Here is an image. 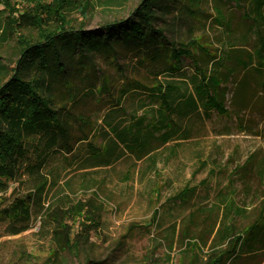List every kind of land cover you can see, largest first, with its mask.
I'll use <instances>...</instances> for the list:
<instances>
[{"label": "trees", "instance_id": "1", "mask_svg": "<svg viewBox=\"0 0 264 264\" xmlns=\"http://www.w3.org/2000/svg\"><path fill=\"white\" fill-rule=\"evenodd\" d=\"M214 1L222 11L239 12L244 28L228 34L237 35V43L228 39L212 56L198 52L196 40L181 43L169 35L194 18L187 0H142L131 17L95 30L75 25L69 15L78 10L87 16L96 3L120 5V0H35L23 11L12 0H0V41L13 37L17 56L10 71L0 62V198L10 182L27 184V192L7 207L0 200V219L23 222L42 212L43 201L58 186L62 172L76 163L83 170L97 169L130 156L154 167L162 146L170 141L179 146L193 137L192 120L202 109L226 111L217 90L228 76L226 67L234 72L230 76L255 74L264 89V0ZM167 15L173 23L164 21ZM160 19L165 26L156 25ZM226 28L232 30L230 25ZM120 56L130 58L131 64L124 68ZM98 57H109L106 62L117 66V75L102 70ZM213 77L220 82L215 84ZM58 156L67 165L47 170ZM247 165H255L264 185V156L247 158ZM206 183V179L198 185L188 183L170 200L185 202ZM218 196L213 206L223 216L218 227H211L207 264L263 261L264 200L257 218L236 230L230 216L244 211L236 205L235 192L229 187ZM92 215L84 217L96 223ZM193 224L192 219L187 227ZM194 242L189 243L193 250L199 246ZM224 244L226 249L215 251Z\"/></svg>", "mask_w": 264, "mask_h": 264}, {"label": "rangeland", "instance_id": "2", "mask_svg": "<svg viewBox=\"0 0 264 264\" xmlns=\"http://www.w3.org/2000/svg\"><path fill=\"white\" fill-rule=\"evenodd\" d=\"M12 1L23 11L35 0ZM120 1V5L109 6L96 3L87 16L75 10L69 17L75 25L95 30L107 22L131 17L142 0ZM186 3L195 10L194 18H189L186 26L180 23L176 32H169L172 39L181 43L196 40L197 51L212 56L228 39L237 43V35L233 38L228 34L243 30L239 12L231 8L222 11L214 0ZM163 18L174 22L171 15ZM160 21L156 25L165 26ZM227 25L232 27L229 32ZM242 46L250 50L246 45L237 48ZM16 58L14 38L0 41V62L6 71L11 70ZM106 59L109 57H98L97 64L109 76H116L117 66L107 64ZM129 60L121 57L119 63L125 68L131 64ZM187 70L195 75L190 66ZM230 73L234 72L226 67L228 76L217 88L226 111L202 109L192 120L193 137L179 142V146L176 141L162 146L154 167L150 168V161H135L130 156L97 169L83 170L76 163L62 172L58 186L43 201L42 212H34L23 222L0 219V264H207L212 251L211 227H218L223 216L222 210L213 206L218 193L229 187L235 192L236 205L244 211L243 215L230 216L229 223L236 230L257 218L264 200V185L255 165L244 166L247 158L260 160L264 156V89L249 71L235 76ZM212 80L220 82L217 77ZM66 165L63 156H58L47 170ZM205 179L206 185L185 202L170 200L186 184L198 185ZM26 192L27 184L10 182L0 198L2 207ZM78 204L81 209H74ZM92 213L96 223L84 217ZM192 219L193 226L187 227ZM20 229L24 230L13 233ZM193 242L199 244L194 250ZM226 248L224 244L215 251ZM254 263L246 259L232 262Z\"/></svg>", "mask_w": 264, "mask_h": 264}]
</instances>
